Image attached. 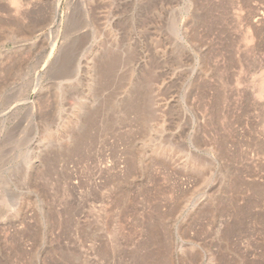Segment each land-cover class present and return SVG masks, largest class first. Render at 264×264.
I'll use <instances>...</instances> for the list:
<instances>
[{"label": "rangeland", "instance_id": "374dc122", "mask_svg": "<svg viewBox=\"0 0 264 264\" xmlns=\"http://www.w3.org/2000/svg\"><path fill=\"white\" fill-rule=\"evenodd\" d=\"M0 264H264V0H0Z\"/></svg>", "mask_w": 264, "mask_h": 264}, {"label": "bare ground", "instance_id": "6f19581e", "mask_svg": "<svg viewBox=\"0 0 264 264\" xmlns=\"http://www.w3.org/2000/svg\"><path fill=\"white\" fill-rule=\"evenodd\" d=\"M14 1V0H13ZM13 3V2H12ZM57 6H58V4H57ZM5 205V204H4ZM12 206V205H11Z\"/></svg>", "mask_w": 264, "mask_h": 264}, {"label": "water", "instance_id": "95a60500", "mask_svg": "<svg viewBox=\"0 0 264 264\" xmlns=\"http://www.w3.org/2000/svg\"><path fill=\"white\" fill-rule=\"evenodd\" d=\"M57 13H58V8H57Z\"/></svg>", "mask_w": 264, "mask_h": 264}]
</instances>
